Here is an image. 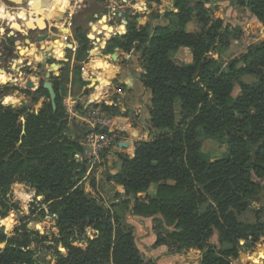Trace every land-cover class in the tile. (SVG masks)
<instances>
[{
	"label": "trees",
	"instance_id": "1",
	"mask_svg": "<svg viewBox=\"0 0 264 264\" xmlns=\"http://www.w3.org/2000/svg\"><path fill=\"white\" fill-rule=\"evenodd\" d=\"M235 2L245 5L264 26V0ZM174 6L165 15L177 16L179 29L171 30L167 23L155 26L150 35L147 27L138 30L132 24L121 39H111L113 44L105 48V53L114 47L140 53L145 71L141 81L152 92L150 124L157 131L150 139L138 141L132 156H122L120 171L109 175L123 186L127 198L116 203L114 211L80 181L84 163L75 161L73 154L82 148L78 138L65 134L68 113L58 92L60 83L54 84L55 109L48 101L34 111L25 106H0V192H8L15 183L30 186L43 196L49 211L59 215L63 233L82 235L89 227L94 232L86 247L68 245L67 254L55 264H157L154 259H143L133 226L126 221L120 224L118 215L129 196L137 215L159 213L173 225L164 239L168 247L200 249L199 264H232L239 239L253 244L264 236V223H245L236 215L246 206L244 194L264 186V40L232 59L235 64L241 62L239 68L229 62L224 69L212 53L225 51L232 39L244 37V29L225 26L221 18L207 23L204 15L211 8L202 1L189 7L174 0ZM194 11L202 12L203 22L198 32H187L185 25ZM76 39L81 44L75 55L78 61L90 40L79 35ZM180 46L190 48L193 64L178 65L172 60L170 53ZM94 61L91 64L103 65ZM243 74H256L258 82H241ZM87 78L78 67L72 72L73 96L82 93ZM235 82L240 84V94L232 98ZM40 95H47L42 87L36 90L35 101ZM100 95L99 91L93 99ZM87 106L118 113L104 100L87 104L82 99L75 104ZM199 136L225 138L226 155L202 160ZM205 191L211 192L215 205L199 213L198 207L206 201ZM213 230L218 232L221 247L209 240ZM29 233L25 226H17L8 236L2 235L6 243L0 249V264H38L34 252L26 248Z\"/></svg>",
	"mask_w": 264,
	"mask_h": 264
},
{
	"label": "rangeland",
	"instance_id": "2",
	"mask_svg": "<svg viewBox=\"0 0 264 264\" xmlns=\"http://www.w3.org/2000/svg\"><path fill=\"white\" fill-rule=\"evenodd\" d=\"M144 1L148 8L151 7L152 3L156 2L155 0ZM180 1L187 5L188 3H193L194 5L202 0ZM2 2L3 4L6 2L10 4L6 6L11 7L6 8H10L9 11L11 12H19L18 14H24V16H28L29 18L31 16V21H35V19L43 20V26L40 27L41 29L35 28L33 30L25 28L21 21H17V23L22 26L21 29H24V31H17L12 28L11 22L10 27L0 25L3 30L0 33V36L5 38L4 41L9 45V48L15 50L19 45L22 47L25 42L34 41L36 34L43 32H49V34H51V37L53 38L52 49L45 50L42 54H37L40 60H29L31 63L26 64L22 59H18L21 55L16 52L17 59L14 63L18 67L20 66V70L23 72L22 78L32 77L33 80H36L40 84L43 80H47L44 77V74L50 72L51 76L49 80L52 81L53 87L56 82L60 83V85L57 84L58 92L63 96V103L67 113V100L64 98V95L66 94L65 84L69 82L72 72L77 67L85 74L88 71L87 68L96 71L95 69L98 66L91 64L95 62L94 59H96L99 54H105L106 45L108 43L111 45L113 44V40L111 39H121V37L127 32L128 27L132 24L138 30L141 27H147L149 33L151 31L152 34L151 24L153 25L155 21L159 20L160 23H164L163 25L169 23L167 15H165V10H168V7H163V5H154L152 9L150 8L151 10L146 9V13H144L145 11L143 13H138L137 11L140 9L142 10L143 6H145V3L142 0H129L127 2H122V0H48L47 4H49V6L43 11L35 9L33 6V8L27 9L25 6L26 0H3ZM134 6L135 9L138 8L135 10L136 12L134 11ZM173 8L175 9L174 4ZM133 11L136 14H134ZM44 13L50 17H45ZM196 13L198 16L197 20ZM33 14L35 15L33 16ZM127 14H131L132 16H128ZM193 14L192 19H194V24L197 29H199V26H201L203 22L202 12L194 11ZM206 14L207 15H204V17L209 21L207 22L209 24L211 21H216L222 16L221 19L224 22L225 16L221 10L211 8L210 12ZM198 19H200V21H198ZM35 26L36 25H33L32 27ZM248 27L249 28L244 30L246 33L244 37H247L248 35L252 38L254 37L257 40L255 44L264 40V30L261 32H259V30L257 32L255 25L251 24L248 25ZM19 31H21V33ZM13 34L16 35L14 36ZM114 34L116 36H114ZM78 35L87 36L90 42L87 44L86 52L82 53L83 57L77 61L75 55L81 46L76 39V36ZM244 37L239 39L241 40ZM113 53L114 51L111 52V54ZM212 54L214 58H217L216 60L218 64H220L221 67H224V69H227L229 62L235 64L232 59L237 57L235 52H231L228 55L227 50L213 52ZM107 55H110V53ZM52 63H54L55 66H52ZM4 64V67L6 68L5 70L9 73L7 74L6 71L0 70V95L2 96V98H0V106L13 109L25 106L27 107V110L34 111L37 110L44 101L50 103L48 92L47 95H40L38 100L35 101L36 90L41 88V85L33 82V87L28 88L26 82L23 83L18 81V78L21 76H19L16 69L11 68V65L9 66L7 62ZM7 66L10 68L8 69ZM240 66L241 62L236 61L235 67L239 68ZM58 76L59 80L57 79L55 81ZM66 79H68V81H65ZM239 79L241 82L247 84L258 82L256 74H243ZM88 85H90V83L87 84V86ZM93 88L94 87H91L87 93L90 98L94 92ZM239 94L240 84L235 82L233 84L231 96L232 98H237ZM16 96L19 97V100L16 101V103L8 101L11 97L13 98ZM93 100H97L99 103L101 102L98 98H91V101ZM98 108L103 111L100 107ZM103 112L112 121L118 114L112 109ZM87 113L88 111L85 113V116H87ZM22 117L25 119V117L21 115L20 120ZM84 125H89V123L85 122ZM156 132L157 131L155 130L153 135ZM199 139V154L202 160H211L226 155L228 145L225 138H202L199 136ZM121 155L123 156V154ZM80 181H82L81 177ZM84 185L86 186V190L104 206L112 208L113 211L118 207L116 206V203L119 204L120 200L111 202V199L109 198L111 196L103 197L95 187L88 186V181L84 182ZM103 193L105 194L104 190ZM204 194L206 196V201L198 207L199 213L204 212L208 207L215 205V202L212 200L211 192L205 191ZM244 197L245 200L243 201H245L244 203L246 206L242 211L236 212L237 218L245 223H264V186L262 185L260 189H256L247 195L244 194ZM42 200L43 196L37 195L34 188L30 186L25 187L22 183H15L8 192H0V242L4 243L5 246L6 238L2 240V235L8 236L14 227L25 226V228L30 231L29 243L26 248L34 252L36 262L38 264L46 262L55 264L60 257L67 254L68 245L84 248L95 235L90 227L86 228V232L82 235L69 232L63 233L58 226L59 215L56 212L49 211L48 204L46 201L42 202ZM113 204L114 207L116 206L115 208L112 206ZM132 204L133 197L129 196L127 206L122 205L121 208L123 210H121V214L118 215V218L121 222L120 224H123L124 221H126V223L133 226L135 242L144 260L148 258L154 259L157 264H199L203 255L200 249H176L175 247L170 248L168 247L169 245L167 246V244H165L164 239H167L165 236L172 231L173 225L164 221L161 214L157 213L151 216L137 215L132 210ZM12 222L13 225L11 226ZM209 240L211 243H215L218 247H221L217 230H213V234ZM4 246L0 247V249H3ZM224 246L227 247V244H224L223 247ZM253 253L260 254V263L258 261L253 262L250 257ZM166 256H170L171 258L165 259ZM158 259L160 260L157 261ZM256 262L257 264H264V236L253 244L247 243L244 239H239L237 254L233 259L232 264H255Z\"/></svg>",
	"mask_w": 264,
	"mask_h": 264
},
{
	"label": "crops",
	"instance_id": "3",
	"mask_svg": "<svg viewBox=\"0 0 264 264\" xmlns=\"http://www.w3.org/2000/svg\"><path fill=\"white\" fill-rule=\"evenodd\" d=\"M142 1L145 3V6H143V11H141V13L144 11V13H146V9L151 10L154 5H163V7H168V10H165L166 12L175 10L173 8L174 0H155L156 2L151 4V9L148 8L144 0ZM202 2L208 8H215L217 10L223 11L225 16L223 25L225 26L241 27L245 30L246 28H249L248 25L251 24L255 25L257 32L259 30V32L264 30V26L258 21L257 17L252 14L245 5H238L235 0H202ZM5 5L10 4L6 2ZM25 6L27 9L33 8L32 5L29 6V2H27V0ZM188 6L192 7L193 3H188ZM45 8L40 10L43 11ZM34 15L35 14H33V16ZM168 22L170 24L171 30L179 29L177 16H169ZM163 24L158 20L154 22V26L151 24V28L153 30L155 26ZM1 26L10 27V23L6 19L1 24ZM185 30L187 32L199 31V29H197L194 24V19L190 20L185 25ZM13 35L15 36L16 34ZM4 40L5 38L0 36V70L6 71L4 63L7 62V64L10 66L13 62H15L17 59V47L15 50L13 48H9V45ZM32 42H25V44L22 46L28 47L33 45L36 48V54H42L45 52V50L52 49L53 46V38L51 37V34H49V38H47L46 41L38 42L35 39ZM256 42L257 40L254 37L252 38L250 35L244 37L241 40L232 39L229 45L230 48H226L227 54L229 55L231 52H235V55L239 56L247 49L249 45L255 44ZM215 44H217V42ZM42 45L45 46V49H41ZM113 51L117 53L115 58L111 57V52L110 55H107L108 53H105L106 55L99 54L94 60L102 61L103 65L98 66L96 68V72L87 68L88 71L86 74L88 77L97 79V82H95V84L92 86L94 87V92L92 93L91 98L93 99V97L96 96V93L100 91L101 95L98 97V100H104L106 104H112L118 110L116 118L112 121L107 117L108 121L104 126L105 129L116 131V144L111 149L103 152L97 163L90 165L86 162H80L84 163V166L80 168V171L81 180L83 182L88 181V186L93 188L95 187V189L99 191L103 197L111 196L109 197L111 202H116L126 198V194L123 187L119 183L109 179V175H114L120 171L123 164L121 154L126 155V157L132 156L135 152L136 143L138 141L150 139L155 129L152 128L150 124V104L152 92L151 89L143 85L141 81V75L145 71L139 61L140 53L135 51L134 48L122 49L119 47H114L112 52ZM170 57L178 65L193 64L192 52L187 46H180L175 51H172L170 53ZM18 59H22V61H24L26 64H30V61L33 60V58L29 55L23 58L20 57ZM9 66H7L8 69L10 68ZM6 73L8 74L9 72L6 71ZM89 83L91 82L88 81V84ZM71 86V78H69V82L65 84L66 94L64 95V98L67 100L66 108L69 113L68 124L65 133L72 139L78 138L80 142L84 131H86V129L89 127L88 125H84L86 122L85 113L94 109V107H75V104L79 100L84 98L88 104L91 102V98L88 96V94L83 95V92L80 95L73 96L71 94ZM103 190L105 194L103 193ZM170 258V256L165 257V259ZM159 260L160 259L157 261Z\"/></svg>",
	"mask_w": 264,
	"mask_h": 264
},
{
	"label": "built area",
	"instance_id": "4",
	"mask_svg": "<svg viewBox=\"0 0 264 264\" xmlns=\"http://www.w3.org/2000/svg\"><path fill=\"white\" fill-rule=\"evenodd\" d=\"M139 11L137 12L141 13L143 10L140 9ZM135 12L134 14H136ZM107 119L105 113L99 108H94L87 113L86 122L89 123V127L80 140L82 149L73 154L74 160L93 165L99 161L103 152L116 144V131L104 128Z\"/></svg>",
	"mask_w": 264,
	"mask_h": 264
},
{
	"label": "bare ground",
	"instance_id": "5",
	"mask_svg": "<svg viewBox=\"0 0 264 264\" xmlns=\"http://www.w3.org/2000/svg\"><path fill=\"white\" fill-rule=\"evenodd\" d=\"M27 2H29L30 5H32L34 3L35 9H44L45 7L49 6V4H47L48 0H27ZM6 7L7 6L5 4H3L2 0H0V25H1V23H3L7 19L9 21V23L11 22V27L17 31L18 30L24 31V29H21L22 26L18 25L17 21H21L25 28H30L33 25H36L38 27L43 26V20L42 19H35V21H33V20L31 21V19H30V18H32L31 16L29 18L28 16H24V14H18L19 12L18 13L11 12ZM1 28L2 27L0 26V33L3 31ZM19 32L21 33V31H19ZM67 46H68V44H67ZM24 52H28V55L31 56L33 58V60L34 59L40 60L38 55L36 53H34L33 50L32 51L28 50L24 46L20 47V53H24ZM91 52H92V50H91ZM27 79H31L32 82H35L36 84H40L36 80H33L32 77L22 78V76H21L18 78V81L25 83L27 81ZM18 100H19V97L16 96L13 98L11 97V99L8 101H10L11 103H16V101H18ZM250 257L253 260V262L258 261L260 263L261 256L259 253H257V254L253 253V255H251ZM255 264H257V262Z\"/></svg>",
	"mask_w": 264,
	"mask_h": 264
},
{
	"label": "water",
	"instance_id": "6",
	"mask_svg": "<svg viewBox=\"0 0 264 264\" xmlns=\"http://www.w3.org/2000/svg\"><path fill=\"white\" fill-rule=\"evenodd\" d=\"M41 29L40 27L38 28V26H35V27H30L29 29H31V30H33V29ZM47 38H49V33L48 32H44V33H41V34H39V35H37L36 36V41H38V42H42V41H45V40H47ZM20 47L21 46H17V53L19 54V55H21V57L23 58V57H25L26 55H28V52H24V53H20ZM24 47H26V49H28V50H33L34 51V53H35V50H36V48L33 46V45H30V46H24ZM41 49H45V46H41ZM117 56V53H113L112 55H111V57H113V58H115ZM52 66H55V64L54 63H52L51 64ZM11 68H15L16 69V71H17V73L19 74V76H22L23 75V72L20 70V66L18 67L14 62L11 64V66H10ZM50 71V70H49ZM50 72L48 73V72H46L45 74H44V77L47 79V80H43L42 82H41V87L42 88H44V89H46L47 90V92H48V96H49V100H50V104H51V107L53 108V109H55V107H56V105H55V98H56V92H55V90H54V87H53V83H52V81H50L49 79H50ZM88 81H90L91 83H90V85H88L85 89H84V91H83V95H86L87 93H88V90L95 84V82H97V79L96 78H91V77H88ZM26 85H27V87L28 88H32L33 87V82L31 81V79H27V81H26ZM0 98H2V96L0 95ZM21 121L24 123L25 122V119L22 117L21 118ZM86 131H84V133H85ZM84 133H83V135H84ZM83 135H82V137H83ZM4 246V243H2V242H0V247H3Z\"/></svg>",
	"mask_w": 264,
	"mask_h": 264
},
{
	"label": "flooded vegetation",
	"instance_id": "7",
	"mask_svg": "<svg viewBox=\"0 0 264 264\" xmlns=\"http://www.w3.org/2000/svg\"><path fill=\"white\" fill-rule=\"evenodd\" d=\"M127 1H129V0H122V2H127ZM29 6H31V5L29 4ZM32 6L34 7V3L32 4ZM127 15L129 16V14H127ZM130 16H132V15H130ZM45 17H50V16L45 13ZM36 36H35V39H36Z\"/></svg>",
	"mask_w": 264,
	"mask_h": 264
}]
</instances>
